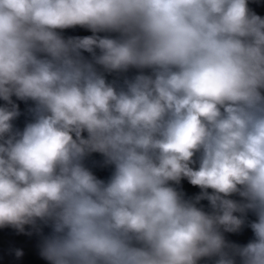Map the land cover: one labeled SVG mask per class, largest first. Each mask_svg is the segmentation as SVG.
<instances>
[{
  "label": "clouds",
  "instance_id": "obj_1",
  "mask_svg": "<svg viewBox=\"0 0 264 264\" xmlns=\"http://www.w3.org/2000/svg\"><path fill=\"white\" fill-rule=\"evenodd\" d=\"M251 2L0 0V229L46 264H264Z\"/></svg>",
  "mask_w": 264,
  "mask_h": 264
}]
</instances>
